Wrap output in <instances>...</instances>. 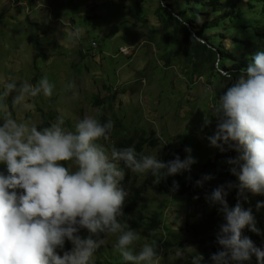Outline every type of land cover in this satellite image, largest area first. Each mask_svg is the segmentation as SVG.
Here are the masks:
<instances>
[{
	"label": "clouds",
	"instance_id": "1",
	"mask_svg": "<svg viewBox=\"0 0 264 264\" xmlns=\"http://www.w3.org/2000/svg\"><path fill=\"white\" fill-rule=\"evenodd\" d=\"M82 29L77 27L70 36L79 38ZM232 80V73H224ZM71 87V85H69ZM54 85L47 77L35 85L23 81L6 82L0 96L12 95V106L30 109L28 99L43 95L51 97ZM0 118V264H90L94 252L104 242L100 234H118L114 248L128 264H155L156 248L144 244L138 253L132 246L139 237L118 217L124 215L128 192L122 186L126 168L130 172L167 178L177 173L191 171L196 163L189 153L183 160L177 156L164 162L151 155L138 157L134 146L111 148V154L97 141L107 139L113 128L109 119L85 116L75 124V131L64 127L60 116L48 127L38 129L35 124L18 122L7 111ZM217 123L212 135L207 136L211 147L221 152L234 150L236 157L227 159L232 165L231 174L238 184L227 182L212 190L206 199L218 204L225 223L220 226L217 243L222 250L210 257L213 264L251 260L264 264V249L242 234L246 227L259 233L250 209L240 202L245 190L264 194V51L253 55L252 62L219 96L213 106ZM211 120L205 116L204 124ZM72 162L75 170L62 162ZM122 163L123 168L118 167ZM190 178V177H189ZM212 179L204 175L195 183L202 187ZM179 184L173 181V190ZM237 188V203L229 207V191ZM198 198V197H197ZM246 198V197H245ZM264 205L258 202L257 207ZM86 229L87 236L79 233ZM127 229V230H126ZM71 250H63L65 242ZM202 256H194L192 264H200Z\"/></svg>",
	"mask_w": 264,
	"mask_h": 264
},
{
	"label": "rangeland",
	"instance_id": "2",
	"mask_svg": "<svg viewBox=\"0 0 264 264\" xmlns=\"http://www.w3.org/2000/svg\"><path fill=\"white\" fill-rule=\"evenodd\" d=\"M137 1L0 0V93L4 84L11 81L18 85L23 81L35 85L41 78L47 77L54 85L50 98L40 95L28 99L26 103L32 105L30 109L12 106V95L15 93L7 98L0 96V106L7 104L12 118L35 124L38 129L45 122L51 125L63 116L65 129L75 131L76 122L85 116L99 117L101 109L93 102L98 96L105 98L112 92L110 115L119 117L130 132L140 128L146 136L153 133L149 139L157 140L155 149L145 148L146 155L157 158L169 155L171 147H176L178 136L192 133L200 141L205 132V116L210 118L214 114L212 96L216 89H226L228 83L210 86L203 78L193 82L184 73L183 65L176 64L178 60L167 66L160 55L164 54L166 43L160 40L159 35L157 42L147 40L149 31L159 27L154 16L158 3L156 0L144 3L147 6V22L141 24L135 23L128 9ZM108 8L110 13H107ZM87 17H94V20L86 22ZM113 17L117 18V23L113 22ZM77 27L82 29L78 39L70 36ZM33 38H37L45 48L40 58L35 57L36 50L30 40ZM180 51L183 53L182 49ZM102 107H110V103L106 102ZM4 115L0 107V118ZM206 137L201 144L204 143L209 150L199 151L202 155L213 154L214 151ZM114 141L111 138L107 143L100 140L97 143L103 145L109 154L108 149ZM62 163L75 170L72 162ZM202 165H205L203 159L196 161L190 172L185 171L186 179L200 175L204 171ZM146 174H135L133 177L140 184ZM144 195L146 202L140 205V211H144L147 219L160 203H165L163 216L170 231L168 234L158 231L157 235L148 232L150 238L140 237L134 242V253H138L144 244L152 245L151 239L154 238L151 237L155 236L159 240L158 245L155 243L156 247L153 245L157 253L155 264H192V258L198 256V248L196 242L190 243L185 237L184 229L181 232L178 230L179 223L201 219L204 213L218 209L217 204H202L198 198L187 195L170 200L152 188H148ZM176 211H180L181 215L178 216ZM254 220L259 229L257 234L264 239V211L260 220ZM176 233L181 237L177 238ZM117 235L110 234L103 240L90 264H120L123 261L114 248ZM183 236L181 247L160 252L161 243H174ZM58 251L63 255L65 250ZM113 254L116 258H109ZM200 264H203L202 261ZM229 264L237 262L230 261Z\"/></svg>",
	"mask_w": 264,
	"mask_h": 264
},
{
	"label": "trees",
	"instance_id": "3",
	"mask_svg": "<svg viewBox=\"0 0 264 264\" xmlns=\"http://www.w3.org/2000/svg\"><path fill=\"white\" fill-rule=\"evenodd\" d=\"M150 1L152 0L143 1L142 3L139 0L129 6V14L135 23L144 24L147 22V6L144 3ZM156 2L158 7L154 11V16L159 27L156 30L149 31L147 40L148 42H157L156 38L159 35L160 40L166 43L164 54L160 55L165 59L167 66L178 60L179 62L175 63L183 65L184 73L193 82L203 78L210 86L228 83L227 87H230L240 75L241 70L252 62L253 55L258 51H264V0H156ZM110 12L111 10L108 8L107 13ZM117 13H119V10ZM90 20H94V17L85 18L86 22ZM113 22L117 23L116 17H113ZM30 40L36 50L35 57L38 56L40 58L44 54L45 48L39 44L37 38ZM180 49L183 50V53H180ZM181 57H183V60ZM223 72H231L232 80H227ZM226 89L222 87L215 90L212 96L215 104L218 103L219 96ZM111 94L112 92L105 98L100 95L93 102V105L101 109V114H99L97 119L102 123L109 119L113 122V128L108 138L100 140L102 143H107L111 138L116 140L108 149L109 156L112 147L134 146L138 157L146 155L144 152L146 147L155 149L157 140L149 139L153 134L152 132L148 136L140 128L130 132L120 121L119 117L110 115L109 112L112 109ZM106 102L110 103V107H102V104ZM96 108L94 107V109ZM52 116L57 117V114ZM52 116L49 118H52ZM209 119L211 120L209 125L205 126L203 124L205 132L200 137V141L195 139L192 133L187 136H178L176 147H171L170 154L157 158L167 162L179 156L183 160L189 154L185 149L190 147L192 150L191 156L196 161L200 159L205 161V165H202L204 171L200 172L201 174L197 177L186 179L184 171L167 178H161L158 182V177H154L148 172L143 182L138 184L137 178L133 177L137 173L124 169L125 178L121 181V184L128 192V196L124 204V215L118 217V220L122 225H127L139 234V238H150L151 235L148 232L157 235L158 231L163 230L164 234H168L170 231V228L165 226L166 222L163 216L165 203H160L147 219L144 211H140V205L146 202L144 194L148 188H152L154 192L167 196L170 200L187 195L189 198L198 197L199 203L205 204L209 202L206 196L210 195L217 186L224 185L227 182L239 183L237 177L230 172L232 165L226 162L228 158L236 157L238 155L237 152L234 150L221 152L215 147H213V154L202 155L203 153L199 152L209 150V148L204 147V143L201 144V141L205 140L206 135L210 136L215 131L216 117L211 116ZM48 126H50L49 123L45 122L42 128ZM118 167L123 168L124 166L120 163ZM0 172L6 173V168L2 164H0ZM206 174L211 175L212 179L205 181L202 187L197 186L195 182ZM173 181L179 184V188L176 190H173ZM237 192V188L229 191L226 197L229 207H234L237 203ZM239 199L244 209L251 210L254 219H261L264 205L260 207H257V205L258 202H264V194H253L245 190L243 196ZM165 201L167 204L168 201ZM216 206L218 209L220 208V205L217 204ZM218 209H211L208 213H204L201 219L193 222H189L185 218L190 224L181 222L179 227L177 226L180 232L183 229L185 230V237L189 238L190 243L196 242L197 254L203 257L201 260L203 264H213L210 259L211 255L222 250L217 243V235L220 231V226L226 221L224 215ZM176 214L178 216L181 215L180 211H176ZM79 234L84 237L88 235V232L86 229H81ZM242 234L248 236L257 247L264 249V239H261L257 233L243 229ZM108 235L110 234L102 233L95 238L105 240ZM176 236L180 238L181 234L176 233ZM151 238H154V240L151 239L152 245L155 246V243L156 245L159 244V240L155 236ZM183 240L184 236L183 239H178L174 243H161L160 252L162 253L170 248L181 247ZM71 248V242L66 241L63 250H71ZM132 250L134 251V247H132ZM118 253L119 251H117ZM113 256L115 257V254L109 256V258L113 259ZM119 263L128 264L124 260ZM237 264H257V260L253 255L251 260L237 262Z\"/></svg>",
	"mask_w": 264,
	"mask_h": 264
},
{
	"label": "bare ground",
	"instance_id": "4",
	"mask_svg": "<svg viewBox=\"0 0 264 264\" xmlns=\"http://www.w3.org/2000/svg\"><path fill=\"white\" fill-rule=\"evenodd\" d=\"M143 178V177H142ZM140 181V180H139ZM209 183V182H208ZM137 189V188H136ZM183 190V189H182ZM135 191V190H134ZM136 192V191H135ZM131 193V192H130ZM179 196V195H178ZM111 258V257H110ZM121 260V259H120Z\"/></svg>",
	"mask_w": 264,
	"mask_h": 264
}]
</instances>
